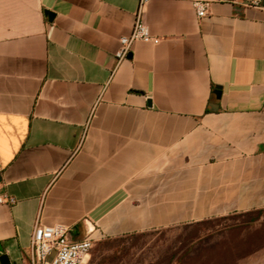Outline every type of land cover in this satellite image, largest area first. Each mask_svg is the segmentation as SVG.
<instances>
[{
	"label": "crops",
	"instance_id": "0c3cea01",
	"mask_svg": "<svg viewBox=\"0 0 264 264\" xmlns=\"http://www.w3.org/2000/svg\"><path fill=\"white\" fill-rule=\"evenodd\" d=\"M193 1L151 0L155 39L119 61L139 0H0L11 264L31 263L39 221L100 240L264 210V10ZM260 233L237 264H264Z\"/></svg>",
	"mask_w": 264,
	"mask_h": 264
},
{
	"label": "rangeland",
	"instance_id": "374dc122",
	"mask_svg": "<svg viewBox=\"0 0 264 264\" xmlns=\"http://www.w3.org/2000/svg\"><path fill=\"white\" fill-rule=\"evenodd\" d=\"M255 217V213L236 214L100 239L91 251L90 264H237L244 250H251L252 238H259L260 231L249 226ZM243 240H248V247Z\"/></svg>",
	"mask_w": 264,
	"mask_h": 264
},
{
	"label": "built area",
	"instance_id": "2783aa9c",
	"mask_svg": "<svg viewBox=\"0 0 264 264\" xmlns=\"http://www.w3.org/2000/svg\"><path fill=\"white\" fill-rule=\"evenodd\" d=\"M151 0H139L136 20L129 36L121 38V47L117 53L118 60L127 58L133 43L137 41H152L149 25L145 18L148 4ZM235 1V0H220ZM194 6L198 17L203 18L209 12L210 1L194 0ZM246 6H252L264 10V0H251ZM15 199L8 196H0V204L14 203ZM98 239L89 235L82 239H74L71 236V228L64 224L46 225L37 222L35 225L30 264H46L47 258L52 250L57 254L51 264H90V256Z\"/></svg>",
	"mask_w": 264,
	"mask_h": 264
},
{
	"label": "water",
	"instance_id": "95a60500",
	"mask_svg": "<svg viewBox=\"0 0 264 264\" xmlns=\"http://www.w3.org/2000/svg\"><path fill=\"white\" fill-rule=\"evenodd\" d=\"M49 13V12H48ZM215 93L217 94L218 99H220L222 88L221 86H218ZM211 107L213 110L219 109V103L213 102L211 103ZM57 254V250H52V252L49 254L46 264H51ZM0 262L1 264H11L9 256L5 252L4 246L0 243Z\"/></svg>",
	"mask_w": 264,
	"mask_h": 264
},
{
	"label": "trees",
	"instance_id": "16d2710c",
	"mask_svg": "<svg viewBox=\"0 0 264 264\" xmlns=\"http://www.w3.org/2000/svg\"><path fill=\"white\" fill-rule=\"evenodd\" d=\"M251 213H255V214H257V217H255V219H253L251 222H250V225L249 226H251L252 224H254L255 222H257L259 219H261V217L264 215V210H257V211H253V212H250V213H248V214H251ZM264 230V229H263ZM263 230H261L260 232H263ZM259 232V237H260V233ZM264 233V232H263ZM259 239V238H258ZM258 239L256 240L254 237L252 238V240H256V242L258 241ZM244 241V245L246 244V246L245 247H248V240H243ZM251 244H252V241H251ZM243 245V246H244ZM251 246V245H250ZM252 249V248H251ZM249 250V249H248ZM251 251V250H250Z\"/></svg>",
	"mask_w": 264,
	"mask_h": 264
}]
</instances>
